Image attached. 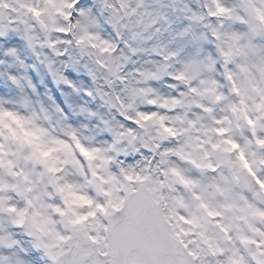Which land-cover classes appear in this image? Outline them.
<instances>
[{
  "label": "snow or ice",
  "instance_id": "6c2138e0",
  "mask_svg": "<svg viewBox=\"0 0 264 264\" xmlns=\"http://www.w3.org/2000/svg\"><path fill=\"white\" fill-rule=\"evenodd\" d=\"M17 2L63 37L28 35L33 50L92 57L113 90L86 94L129 123L102 121L111 139L95 144L0 105L17 125L0 121V264H264V0ZM18 22L0 18V36ZM140 54L158 59L125 72ZM165 78L167 94L150 85Z\"/></svg>",
  "mask_w": 264,
  "mask_h": 264
},
{
  "label": "rangeland",
  "instance_id": "374dc122",
  "mask_svg": "<svg viewBox=\"0 0 264 264\" xmlns=\"http://www.w3.org/2000/svg\"><path fill=\"white\" fill-rule=\"evenodd\" d=\"M90 0H82V3L87 4ZM194 10H197L203 3V0H195ZM178 23H186L182 18ZM28 35H35L34 30H25L21 28L9 27L4 35L0 36V105L14 111H19L21 114H26L31 111L41 112V108L48 114L51 124L59 129L73 127L74 122L69 118L77 117L85 126V130L93 133L94 139L92 143L100 144L104 141L110 142V134L105 130L102 121H110L113 123V115L108 106H104V102L98 97L88 96L87 91L94 92V87L88 82L90 78L86 69L82 67L66 66L65 71L61 70V74L68 80L81 79L85 82L74 87L75 92L80 97L77 107L70 110L60 108V111L55 109V106L45 102L41 98L40 90L42 82L45 80L46 74H50V70L46 63H41L44 55H47L55 61V54L49 49L44 48L39 52L41 57L38 59L36 51L29 45ZM10 50H15V55H11ZM154 61L158 57L150 56ZM55 68V65H52ZM77 68V69H75ZM66 73V76L64 74ZM51 83V80L49 81ZM174 83L165 78L161 81H151V86H156L161 93L169 91L167 85ZM58 86L51 83L52 93L61 99ZM27 102V107H25ZM146 109L150 106L144 105ZM85 109V111H81ZM94 113L95 115H91ZM44 114V113H43ZM90 137V136H88ZM100 141V142H99ZM21 239L26 237L21 236ZM24 243L25 241L22 240Z\"/></svg>",
  "mask_w": 264,
  "mask_h": 264
},
{
  "label": "clouds",
  "instance_id": "9594fccd",
  "mask_svg": "<svg viewBox=\"0 0 264 264\" xmlns=\"http://www.w3.org/2000/svg\"><path fill=\"white\" fill-rule=\"evenodd\" d=\"M4 2H6L8 4H11L13 8L19 9V12H12L9 9L4 8L2 6V3H0V18H2L3 20L7 21L9 19V17H12L13 19H16L18 21L27 20L28 21L27 28L34 30L35 36H37L41 41L44 40L45 38H50L52 40H60V39L63 38L60 33H57V32H54V31H50V32L41 31L39 25H36L35 22L32 20L31 15L28 14L24 9L20 8V4L17 2V0H4ZM20 2L22 3V2H24V0H20ZM94 6H95V0H94ZM96 14L99 16L101 25L103 26L104 20H105V18L107 16V13H104L103 15H101L99 13V11H97ZM45 19H47V18H45ZM67 23L68 22L65 21L62 17H59V16L56 17L57 26H65ZM72 23L73 24L75 23V19L72 21ZM8 27H15V28H21V29H25L26 30V25L23 22L10 24ZM100 32L103 35V27H101ZM74 33H75V29H74ZM44 48H47L52 53H54L53 49H50L47 46H45L43 48H37L36 50L40 51L41 49H44ZM69 51L72 54L73 58L74 59L75 58H79L80 62L78 64H73L72 61H70L68 59V57H67L66 61L65 60H61L60 61L61 64L67 63V64H70V65H72L74 67L75 66H80V65H82L84 67V64L88 63L92 59V57H81L80 56V50L78 48H76L75 46L70 48ZM43 57H47L46 64L49 63V62L51 64H53L52 59H50L49 56L44 55ZM137 66L144 67L146 65L145 64H139ZM53 71H56V72H59V73L61 72V70L59 68H53ZM124 71L128 72V71H131V70H126V68H125ZM106 76L108 77V79H110V80L112 79V77H110L108 75V73H106V72H102V71H98L97 72L98 80L95 83L94 91H95V89L97 87H102L105 92H112L113 89H110V88L107 87V84H106V81H105V77ZM112 82H113V87L116 90L120 91L121 95H124L123 90H122L121 86L119 85V83H117L115 80H113ZM4 108L7 109V110H10V111H14V110H11V109H9L7 107H4ZM15 112H17L20 115L25 116V117H31L33 115V111L28 112L26 114H21L19 111H15ZM35 112L38 114V118L35 120L36 124L41 125V126H43L45 128H48L52 132V135H54V136H60L62 138L68 139L67 137L63 136L64 129L61 130V129L57 128V127H54L52 124H49V122L47 120L43 119V115L44 114L42 112H37V111H35ZM0 121H3V123H5V124L11 125L13 128H17V125H15V123L8 116L0 115ZM25 127L26 128H31L32 126L31 125H25Z\"/></svg>",
  "mask_w": 264,
  "mask_h": 264
},
{
  "label": "bare ground",
  "instance_id": "6f19581e",
  "mask_svg": "<svg viewBox=\"0 0 264 264\" xmlns=\"http://www.w3.org/2000/svg\"><path fill=\"white\" fill-rule=\"evenodd\" d=\"M165 2H167V0H165ZM186 3H188L192 8L194 6V4H196L195 0H185ZM92 0H90L87 4H91ZM194 9V8H193ZM109 32V26L104 25L103 26V34L107 35ZM134 60L137 61V65L139 64H145V62H151L153 59L150 57V55H137L135 57H133ZM61 60H67V56H62V57H58L55 56V61H52L53 64L55 65V68H59V69H63L65 71V67L69 66L70 64H61L60 61ZM137 65H132L129 64L126 67V70H133L134 67H136ZM75 67H82L84 68L82 65L80 66H75ZM77 69V68H75ZM85 69V68H84ZM65 76L66 73L64 72ZM91 79L88 80V82L92 85V87L95 86V82L92 80V77L90 76ZM51 80L52 84H55V86H58L57 88H59V93L61 99L58 100V98L52 93V89H51V83L49 82ZM87 81L86 80H81V79H72V81H69L71 83V85L73 86H69V84H65L64 82H57L56 78L53 76L52 72H50V74H46L45 80L42 82V86H41V90H40V95L41 98H44L43 100L53 106H55V109H59L60 108H64L67 110H70L71 108H75L77 107V105L79 104L80 101V97L78 96V94L75 92L74 87H77L79 84L83 83ZM151 85V84H150ZM154 88H156V86H152ZM160 92V90H158ZM168 92V91H167ZM167 92H164L162 94H167ZM104 106H107L106 104H104ZM141 110H147L145 108L144 105H140ZM112 111V115H113V123L116 122H122V123H129L127 121H124V118L122 116H120L117 111L115 109H111ZM67 118H69V120H71L72 122H74L73 127L75 129H77L82 135L84 136H90L94 139L93 133L89 130H85V126L82 124V122L80 121L79 118L77 117H73L70 118L67 115ZM64 128H61V130H63ZM100 142V141H99ZM22 240L25 241V244L27 243V238L24 239L22 238Z\"/></svg>",
  "mask_w": 264,
  "mask_h": 264
}]
</instances>
